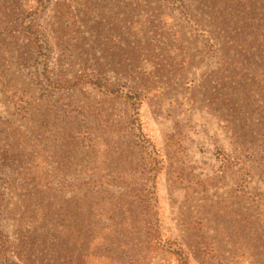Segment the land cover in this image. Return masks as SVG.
Listing matches in <instances>:
<instances>
[{
  "label": "rangeland",
  "instance_id": "1",
  "mask_svg": "<svg viewBox=\"0 0 264 264\" xmlns=\"http://www.w3.org/2000/svg\"><path fill=\"white\" fill-rule=\"evenodd\" d=\"M0 192L17 264H264V0H0Z\"/></svg>",
  "mask_w": 264,
  "mask_h": 264
},
{
  "label": "trees",
  "instance_id": "2",
  "mask_svg": "<svg viewBox=\"0 0 264 264\" xmlns=\"http://www.w3.org/2000/svg\"><path fill=\"white\" fill-rule=\"evenodd\" d=\"M25 32H26L25 38L29 41L32 49L38 54L42 53L45 43L38 30L35 29V24L33 21L31 20L28 21V24L25 27ZM84 83L85 84L89 83L95 90H97L104 96L119 98L124 102V104L129 106L130 109H132L136 113L135 117L130 118L132 131L134 133L135 131H138L140 134L142 133L141 126L138 120V114H137V109L141 104L140 94L136 93V91L133 89L118 92V90L114 85L106 84L99 79L89 80V82L86 81ZM2 196L3 195L0 192V203L3 202ZM8 252H9V242L7 241V239L0 230V264H17L15 261L8 259L7 257ZM174 254L178 257L179 261L182 262V264H186L180 252H175Z\"/></svg>",
  "mask_w": 264,
  "mask_h": 264
}]
</instances>
